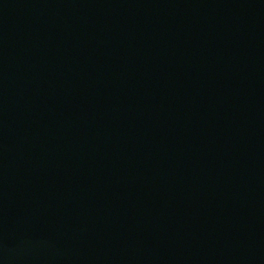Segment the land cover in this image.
I'll return each mask as SVG.
<instances>
[{
	"label": "water",
	"instance_id": "obj_1",
	"mask_svg": "<svg viewBox=\"0 0 264 264\" xmlns=\"http://www.w3.org/2000/svg\"><path fill=\"white\" fill-rule=\"evenodd\" d=\"M264 260V0H0V264Z\"/></svg>",
	"mask_w": 264,
	"mask_h": 264
}]
</instances>
